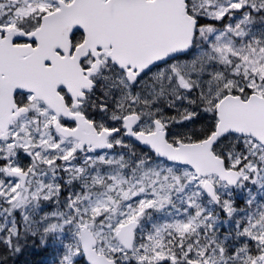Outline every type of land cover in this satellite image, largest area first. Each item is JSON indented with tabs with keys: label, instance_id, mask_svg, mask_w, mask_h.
<instances>
[{
	"label": "snow or ice",
	"instance_id": "snow-or-ice-1",
	"mask_svg": "<svg viewBox=\"0 0 264 264\" xmlns=\"http://www.w3.org/2000/svg\"><path fill=\"white\" fill-rule=\"evenodd\" d=\"M0 264H264V0H0Z\"/></svg>",
	"mask_w": 264,
	"mask_h": 264
}]
</instances>
